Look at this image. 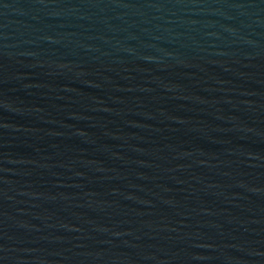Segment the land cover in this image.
<instances>
[{
    "label": "water",
    "instance_id": "1",
    "mask_svg": "<svg viewBox=\"0 0 264 264\" xmlns=\"http://www.w3.org/2000/svg\"><path fill=\"white\" fill-rule=\"evenodd\" d=\"M0 264H264V0H0Z\"/></svg>",
    "mask_w": 264,
    "mask_h": 264
}]
</instances>
